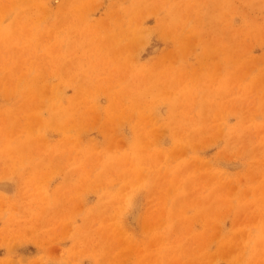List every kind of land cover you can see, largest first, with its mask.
<instances>
[{
  "label": "rangeland",
  "instance_id": "rangeland-1",
  "mask_svg": "<svg viewBox=\"0 0 264 264\" xmlns=\"http://www.w3.org/2000/svg\"><path fill=\"white\" fill-rule=\"evenodd\" d=\"M0 264H264V0H0Z\"/></svg>",
  "mask_w": 264,
  "mask_h": 264
}]
</instances>
